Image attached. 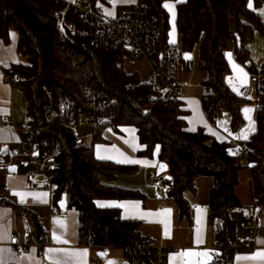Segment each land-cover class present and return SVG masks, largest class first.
<instances>
[{
  "label": "trees",
  "instance_id": "1",
  "mask_svg": "<svg viewBox=\"0 0 264 264\" xmlns=\"http://www.w3.org/2000/svg\"><path fill=\"white\" fill-rule=\"evenodd\" d=\"M95 10L96 3L106 0H86ZM165 0H140L146 16L160 24L161 45L169 42V15ZM264 0H253L257 7ZM63 0H0V38L10 40V31L19 33L18 52L21 61L13 70L21 73L27 102V123L36 128L33 136L45 142V148L58 160L57 195L66 194L69 206L79 211V230L82 236L90 235L97 246H125L149 239L139 229V222L121 217L118 207H99L98 199L144 198L139 190L113 185L111 180L119 174L136 172L138 165L121 164L99 159L95 143L102 142L103 130L112 126L116 131L122 126H134L139 141L145 147L139 156L152 157L159 147V161H166L171 176L168 196L179 209V216L189 217L191 203L185 195L196 193L198 176L213 177L209 189L210 218L218 222V236L222 245L237 232L236 220L230 210L240 207L236 193L239 172L247 166L250 171L252 194L264 205V73L261 78L262 93L256 111V132L247 143L252 149L246 161L229 152L228 141H219L204 128L187 129L188 113L180 98L151 99L155 93L148 81L136 72L128 73L122 66L124 48L102 49L94 46L91 34L71 33L58 25V15L66 6ZM67 17L77 26L86 21L72 9ZM177 32L180 36V56L192 52L197 46L200 67L207 73L202 84L203 108L214 119L227 112L232 130L243 122L241 97L227 82L230 67L226 51L232 44L237 58L252 68L248 42L263 23L249 0H186L177 4ZM238 37L241 42L238 44ZM89 92H96L105 100L104 107L94 110L88 104ZM48 95L56 110L67 101L72 113H96L108 119L92 127V142H79L64 122L49 123L45 107ZM69 111V110H68ZM233 251L222 250L212 264H232Z\"/></svg>",
  "mask_w": 264,
  "mask_h": 264
},
{
  "label": "crops",
  "instance_id": "2",
  "mask_svg": "<svg viewBox=\"0 0 264 264\" xmlns=\"http://www.w3.org/2000/svg\"><path fill=\"white\" fill-rule=\"evenodd\" d=\"M63 1L70 2L73 0ZM185 1L165 0L163 2V6L165 4L172 5V11H169L166 7L165 9L169 15V24L172 23L171 17H174L173 24L176 32L177 4ZM139 2L140 0H115V3H113L112 0H106L104 2L98 1L96 7L104 16L112 17L119 15L122 9L131 8ZM109 12L111 15L107 14ZM18 38L19 33L12 30L10 31L9 42H5L0 38V69L9 71L21 61L18 52ZM227 77L232 89H237L238 83L233 82L230 76ZM253 95L252 97H254ZM202 97L195 89L193 91L183 89L180 93L183 107L188 111L185 115L187 129L195 131L202 127L219 141H228L230 137H236L239 140L237 132L231 130L230 127L227 126L222 129L215 125V121L219 116L214 119L207 116L203 108ZM256 102L259 104V99ZM26 107L27 102L23 84L4 81L0 76V148L7 145L5 165L16 164L15 155L19 153L21 138L19 127L25 126L27 123ZM6 114L10 116L9 123H4L2 120ZM225 118L228 119L230 116ZM225 122L226 120L221 122V125ZM240 128H242V124L238 126V129ZM102 135L105 140L95 143L97 158L121 164L138 165L136 172L119 174L110 183L123 188L139 190L144 194V198L98 199L96 200L97 206L118 207L123 219L139 222V229L144 236L159 245L172 249L177 248L178 251L173 250L170 252V262L175 264H204L206 261L207 264H212L214 258L222 251V249L213 246L215 222L210 218L208 206L209 189L213 183V177L202 175L195 179L196 193L185 192L191 203L190 216L181 217L179 216L178 207L167 193L171 185V176L166 173L169 184L164 190H159L158 180L150 177L151 173H156L159 162V147L155 148L152 157L139 156L138 151L144 148L145 145L140 143L137 129L134 126H122L119 127V131L113 129L112 126H106ZM6 158L13 159V161L6 162ZM7 171L3 175V182L0 185V193L7 197L6 200L0 202V250H5L0 251V264H53L54 261H59V264H76V258H68L56 253L49 255L48 249L86 250L87 255L82 258L83 264H92V260H96L95 264H109V261H113L115 264H130L123 246H103L102 248L88 246L87 236H82L79 230V211L69 206V199L66 194H62L59 198H52L49 192L44 189L27 188L25 186L26 179L22 170L18 167L16 173ZM204 185H207L208 194L202 199L199 197V190ZM17 191L36 194V197L29 195L25 198V202L21 203L20 197L14 195V192ZM42 193H47V197L41 198L39 194ZM236 193L241 199V209L240 211H235L234 208L231 209L230 215L237 223L244 215L249 203L238 189V184ZM52 203L67 209L68 216L62 217L58 214H52ZM118 205H137L138 207L125 208ZM38 216H43L44 221L40 222ZM60 220L66 222L65 227H61L57 223ZM26 226H32L41 236L48 235L50 243L45 246L43 255L40 253V248L35 244L31 245L23 254H17L9 248L11 233L14 231L21 232ZM54 234L61 237L62 240H66L67 243H58L53 238ZM100 250L104 251L103 259L98 255ZM201 252H208L209 256L184 254ZM258 252H264V237H260L256 245L251 248L233 251L232 264H264V260L250 258Z\"/></svg>",
  "mask_w": 264,
  "mask_h": 264
},
{
  "label": "built area",
  "instance_id": "3",
  "mask_svg": "<svg viewBox=\"0 0 264 264\" xmlns=\"http://www.w3.org/2000/svg\"><path fill=\"white\" fill-rule=\"evenodd\" d=\"M68 9L79 13L87 25L82 28L77 26L72 19L67 17L66 11ZM58 25L66 28L71 33H90L93 44L97 48H124L131 56H144L151 65L147 81L155 90L150 98L164 100L180 98V85L176 77V66L180 51L172 43L161 45L160 24L152 16L144 14L140 3L133 5L131 8L122 9L117 16L107 17L99 10H95L87 1L73 0L67 2L65 8L58 15ZM233 56L238 57L236 52ZM263 73L264 69L254 68L250 77V86L239 85L236 92L245 99L252 97L255 93H259L261 96L260 86ZM0 76L4 81L12 83H21L25 80L21 73L13 69L9 71L0 69ZM207 91L208 89L205 88L204 93ZM88 104L96 110L104 107L105 100L99 99L96 92H89ZM45 111L51 125L64 122L66 127L75 135L78 134L80 126L89 124L93 127L105 120L103 116L96 113L73 114V106L70 101H67L60 110H56L50 95H48V104ZM2 120L4 123H9L10 116L6 114ZM19 129L21 131L20 150L15 158L17 167L22 170L26 179L25 186L29 189H44L49 192L52 198L56 197L58 187L56 180L58 177L57 168L60 162L45 148L44 141L33 136L36 128L26 123L25 126L19 127ZM228 143L229 152L241 156L246 161L247 153L252 150L247 141L241 144L236 137H230ZM150 177L158 179L159 190L167 188L169 179L166 173L157 175L153 172ZM6 199L7 197L0 193V202ZM261 205L259 198L253 194L251 203L247 206L242 218L237 222V232L233 237L228 238L227 245L221 244L218 236L219 224L215 222L213 246L231 251L255 246L257 240L264 237V219L260 216ZM51 213L62 217L68 216L67 209L54 203H52ZM44 219L43 216H38L40 222H43ZM86 241L91 248L103 247L95 245L90 235L87 236ZM49 243L48 235L41 236L32 226H26L21 232L14 231L11 233L9 248L17 254H23L31 245L35 244L40 248V253L43 255L45 246ZM124 249L130 264H175L170 262L169 254L173 250L178 251L177 248L172 249L159 245L151 239L139 240L134 244L125 245ZM95 263L96 260H92V264Z\"/></svg>",
  "mask_w": 264,
  "mask_h": 264
},
{
  "label": "rangeland",
  "instance_id": "4",
  "mask_svg": "<svg viewBox=\"0 0 264 264\" xmlns=\"http://www.w3.org/2000/svg\"><path fill=\"white\" fill-rule=\"evenodd\" d=\"M250 4L251 7L250 6L249 7L255 9V11L258 12V14L260 15L263 26L262 29L260 30L257 29L255 31L253 38L248 42L247 46L249 48V55L252 61V68L263 70L264 69V15H262L261 12L264 11V2L256 7L253 3V0H249V5ZM173 18L174 17H171L172 23H170L171 25L169 29V40L172 44H175L178 50L180 51L181 49L180 36L178 32H176V30L174 29ZM12 31H16V30L13 29ZM229 53L231 54V59H229V56L227 55ZM234 53H235V49L234 46L231 44L226 51V59L230 67V74L228 76L232 78L233 82L238 83V86L239 85L250 86V77L253 69L247 66L243 61L239 60L238 58H235L233 56ZM184 63L185 62L178 59L176 66V77L180 85L179 93H182L183 89L184 90L191 89L192 91L195 89L196 91L199 92V94H201L202 97L205 89V87L202 84V80L206 78V72L200 67V56L197 46L193 49L192 56L188 60L186 66ZM233 64L237 65L239 69L243 70V74H246V78L240 71L235 70L233 68ZM122 66L128 73L136 72L139 75L140 79L143 81H147L149 78L151 65L149 64L147 59L142 55L125 56L122 60ZM229 84L231 83L229 82ZM253 96L254 97L247 98L245 103L242 105V109H241L243 116L242 128L238 129L237 127L235 130H233L237 132L238 137H240L243 130L249 129V134L247 139L239 138L241 144H244L246 141H248V139L256 132L257 129L256 111L258 106L260 105L261 96L259 93H255ZM256 97H259V104H257L256 102L258 101ZM246 108L253 110L247 114V117L244 112V109ZM223 115L224 116L226 115L225 117L229 116L227 112L226 113L224 112L222 116L220 115L217 118V120L215 121V125L222 129L228 126L232 130L230 118H228L229 119L228 120ZM225 120L226 122L221 125V122H224ZM252 128H254V131L251 130ZM92 133H93V129L91 125L84 124L83 126L79 127L77 136L83 141V143L90 144L92 142ZM9 161H13V159L6 158V162ZM4 166L6 165L4 164ZM6 172H8L7 169L5 167L2 168V165L0 163V185L3 182V175H5ZM249 181H250L249 171L247 166H245L239 172L238 189L243 193L244 199L248 201V203L250 204L252 201V192ZM199 192H200L199 197L202 199L205 198L206 195L208 194L207 185H204V187H200ZM234 209L235 211H240L241 208L237 207ZM260 216L262 219H264V205H261Z\"/></svg>",
  "mask_w": 264,
  "mask_h": 264
},
{
  "label": "snow or ice",
  "instance_id": "5",
  "mask_svg": "<svg viewBox=\"0 0 264 264\" xmlns=\"http://www.w3.org/2000/svg\"><path fill=\"white\" fill-rule=\"evenodd\" d=\"M112 2L115 3V0H112ZM249 6L251 7V4ZM164 7L168 8L169 11H172V5L165 4ZM107 14L108 15H111L110 12L107 13ZM261 14L264 15V11H262ZM227 55L229 56V59H231V54L229 53ZM233 68L235 70L240 71L243 74V70L242 69H239L237 65L233 64ZM243 75L246 78V74H243ZM233 90L236 91L237 89L234 88ZM251 111H253V110L252 109H248V108L244 109V112L246 114V117H247V114L250 113ZM251 130L254 131V128H252ZM248 134H249V129H245V130L242 131L241 136L238 137V138L247 139L248 138ZM131 162H134L135 163L136 161H131ZM12 170L14 171V169H12ZM14 195L20 197L21 203H24L25 202V198L27 196H29V195H32L34 198L36 197V194L26 193V192H19V191L14 192ZM39 195H40L41 198L47 197V193H42V194H39ZM44 202H46V200H44ZM99 206L104 207V206H107V205H99ZM118 206L125 207V208H128V207L137 208L138 207L137 205H130V206L118 205ZM57 223H59L61 225V227H65L66 226V222H64L63 220L57 221ZM53 238L58 243H67L66 240H62L61 237L56 236L55 234H54V237ZM0 251H5V250H0ZM48 253H49V255H52V254L56 253V254H62L63 256L68 257V258H76V264H83L82 258L87 255L86 250L69 251V250H66V249H48ZM184 254L185 255L202 256V257H208L209 256V253L208 252L184 253ZM250 258L251 259L259 258L261 260H264V252H258V253H256L255 256L250 257ZM53 264H59V261H54ZM109 264H115V262L109 261ZM204 264H207V262L205 261Z\"/></svg>",
  "mask_w": 264,
  "mask_h": 264
},
{
  "label": "water",
  "instance_id": "6",
  "mask_svg": "<svg viewBox=\"0 0 264 264\" xmlns=\"http://www.w3.org/2000/svg\"><path fill=\"white\" fill-rule=\"evenodd\" d=\"M240 42H241V40L238 37V44H240ZM191 56H192V52H190V51H185V52L182 53V58L186 62H188V60L191 58ZM246 65H248V64H246ZM107 122H108V119H105L104 123H107ZM81 141L82 140L79 138V142H81ZM6 149H7V145H3L0 148V163L2 164V168L5 167L10 172L16 173L17 172V165L15 163L8 164V165L4 166L5 156H6ZM36 154H37V152H36ZM12 169H14V171ZM168 170H169L168 163L166 161L160 160L158 162V164H157V167H156V174L160 175V174L166 173ZM98 255H99V257L101 259H103L104 258V251H102V250L98 251Z\"/></svg>",
  "mask_w": 264,
  "mask_h": 264
}]
</instances>
